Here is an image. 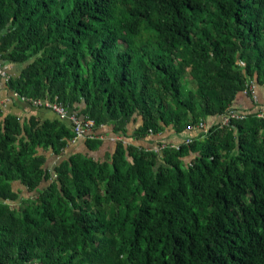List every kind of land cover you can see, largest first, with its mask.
Listing matches in <instances>:
<instances>
[{
  "label": "trees",
  "instance_id": "16d2710c",
  "mask_svg": "<svg viewBox=\"0 0 264 264\" xmlns=\"http://www.w3.org/2000/svg\"><path fill=\"white\" fill-rule=\"evenodd\" d=\"M0 57L23 104L122 136L67 155L69 121L0 106V264H264V109L234 104L264 85V0H0Z\"/></svg>",
  "mask_w": 264,
  "mask_h": 264
},
{
  "label": "crops",
  "instance_id": "0c3cea01",
  "mask_svg": "<svg viewBox=\"0 0 264 264\" xmlns=\"http://www.w3.org/2000/svg\"><path fill=\"white\" fill-rule=\"evenodd\" d=\"M9 73L11 76H15L19 73L20 69L14 64H9L8 66ZM4 85V86H3ZM1 86H3L1 88ZM252 97V98H251ZM0 101L2 103V108L4 109L5 113H12L15 115H19L22 118H29L30 116H36L39 119H55L57 115L49 110V109H43V108H36V107H30L26 104H23L21 101L17 100V98L11 96V93L7 91L5 88V84L0 82ZM234 104L243 106V107H250L251 105L259 106L264 109V85H255L254 87V93L249 97L248 95L244 93H239L237 97L234 100ZM214 120V118L209 119ZM140 123V119L137 118L136 123L132 124L129 123L127 125V134H130L132 130ZM96 134L99 136L101 140H103L102 145L95 151H91L87 148L85 145V141L83 139H78L74 142H71L68 146V148L65 151V154H75V153H83L88 156L93 157L96 160H105L107 159L112 152L114 151L116 141L121 138L122 136L113 134L111 127H102L98 130H96ZM160 139H167L168 141L175 143L173 141L177 140V137L173 134V131L171 129L166 130L163 134L160 135H150L146 136L145 138L133 141V140H126V142H130L135 145H140L141 147L145 148H151L153 147L157 140ZM154 148V147H153ZM47 157V165H55L60 160V157H57L51 153V151H48L46 153ZM14 188L16 190H21V195H25L26 191L22 189L21 185L19 183H14Z\"/></svg>",
  "mask_w": 264,
  "mask_h": 264
},
{
  "label": "built area",
  "instance_id": "2783aa9c",
  "mask_svg": "<svg viewBox=\"0 0 264 264\" xmlns=\"http://www.w3.org/2000/svg\"><path fill=\"white\" fill-rule=\"evenodd\" d=\"M8 66L9 64L2 61L0 57V82L1 84L2 83L6 84L8 80L12 77L9 73ZM242 93L245 94L246 90H243ZM11 96L19 99L23 103L29 102L26 98L19 96L18 93L13 92L11 93ZM2 103L3 102L0 101V106H2ZM32 104L35 107L49 109L53 111L59 119L69 121L73 127V131L75 134L73 142L78 139L85 140L88 138L98 137V135L96 134V127L94 125L93 120L86 118V117H81L78 114L67 110L62 104L39 100V99L33 100ZM243 116H244V113H239L236 110H229L227 115L223 117L222 123H226L229 117L241 118ZM257 116H264V112L263 111L258 112ZM199 126L203 127L204 125L202 123H199ZM187 142L189 141L187 140L186 143Z\"/></svg>",
  "mask_w": 264,
  "mask_h": 264
}]
</instances>
